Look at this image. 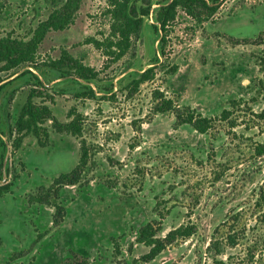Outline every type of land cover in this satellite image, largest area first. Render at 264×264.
I'll use <instances>...</instances> for the list:
<instances>
[{"label": "rangeland", "instance_id": "rangeland-1", "mask_svg": "<svg viewBox=\"0 0 264 264\" xmlns=\"http://www.w3.org/2000/svg\"><path fill=\"white\" fill-rule=\"evenodd\" d=\"M56 1L0 0V36L27 38ZM104 8V0H82L73 23L49 31L38 48L36 71L43 72L40 62L65 49L99 70L90 81L98 94L116 92L112 101L76 98L83 82L44 72L45 87L54 97L46 103L61 121L75 107L82 116L81 137L50 129L48 146L40 147L27 135L12 152L8 122H14L35 81L27 73L0 91V133L7 149L9 145L5 180L11 181L0 198V264H69L73 251L87 259L83 264H217L220 259L244 264L248 247H264L259 223L264 220V154L255 156L253 149L264 132L243 126L229 131L224 122L206 133L188 124L174 126L172 113L153 111L152 91L160 89L179 106L207 116L229 107L232 98H243L255 111L264 108V0H224L200 26L179 10L167 47L176 71L157 70L131 97L121 90L156 62L158 33L153 20L145 18L131 50L106 67L102 53L85 41L106 33ZM259 35L262 40L253 42ZM19 69L2 71L0 77ZM81 140L88 153L79 182L62 186L59 196L46 203L31 202L30 196L41 194L54 177L74 167ZM55 205L64 207L58 224L53 222ZM231 210L243 212L245 230L235 246H224L215 259L207 246L215 226ZM160 212V236L188 221L197 225V232L144 262L140 256L147 247L136 242L138 229ZM220 230L225 237L226 230ZM262 252L250 264H260Z\"/></svg>", "mask_w": 264, "mask_h": 264}, {"label": "trees", "instance_id": "trees-1", "mask_svg": "<svg viewBox=\"0 0 264 264\" xmlns=\"http://www.w3.org/2000/svg\"><path fill=\"white\" fill-rule=\"evenodd\" d=\"M224 0H104V15L108 18V29L102 33L100 38L94 36L87 37L86 42L91 43L99 50L105 59V66L120 60L133 47L134 41L138 38L145 18L153 20L152 26L158 33L156 47V62L148 64L138 75L132 78L122 88L126 97H131L142 83L152 80L157 70L165 74H173L177 65L168 62L167 47L170 41L172 25L176 20L178 11H182L195 26H200L203 22L209 21L217 12ZM82 0H58L53 4L47 16L38 21L32 29L30 35L25 37L6 34L0 36V72H10L16 68L23 69L20 73L7 81V77H0V91L15 79L29 73L35 83L29 89L27 96L22 103L18 115L13 123L8 122L9 141L11 142L12 152L21 147L23 139L27 135H32L40 147H46L51 143L50 129L58 133H66L75 137L82 136V116L75 107H71L67 112V120H59L53 113L46 101L53 102L54 97L45 87L44 72L53 70L60 77H67L83 82V89L73 95L81 99H104L112 101L116 97V92L112 89L98 94L91 86L90 81L99 75V70L86 65L81 59L72 56L65 49L61 50L59 57L49 58L40 62L43 72L33 71L28 68H38L37 55L38 48L46 34L51 31L63 30L73 23L75 14L79 9ZM2 7L0 6V14ZM259 35L258 40L261 41ZM41 69V71H42ZM19 70L13 72L16 73ZM12 74V75H13ZM10 76V75H9ZM14 91L11 92L12 98ZM36 98H40L39 101ZM153 111L170 112L174 116V126L183 124L190 125L200 133H206L213 129L218 122H224L229 131H233L238 126L245 129L256 128L263 133L264 130V108L255 111L243 98L229 99V107L223 108L217 115H203L189 105L179 106L173 99L164 95L160 89L152 91ZM49 123V125H47ZM7 140L4 134L0 133V198L11 189V181H2L3 160L7 149ZM133 147V146H132ZM255 156L264 154V140L255 143ZM87 148L85 141L81 140L80 155L78 162L67 172L59 173L52 179L51 184L38 195L30 196L31 202L46 203L49 198L59 196V191L64 185L77 184L81 178L87 163ZM9 173L8 165L5 167ZM260 200L264 201V180L261 186ZM260 204V203H259ZM242 211L231 210L225 218L218 223L211 236L207 249L213 257L223 254L224 246H235L237 239L243 234L245 226L242 223ZM64 215V207L55 205L53 222L58 224ZM163 213L158 214V219H153L141 225L138 229L136 242L147 247V251L140 256L144 262L153 260L167 246L178 241L188 239L197 232V225L188 221L170 230L163 236L159 235L161 230V220ZM264 218V214L262 215ZM262 221V222H261ZM259 223L264 227V220ZM243 225V226H242ZM226 230L225 237H220V229ZM245 232V231H244ZM2 239L0 237V245ZM264 245V238L262 240ZM264 252V247L258 249L257 245L247 248L246 256L243 258L244 264L253 263L256 252ZM262 252V253H263ZM230 258V256H229ZM264 258V257H263ZM87 259L72 252L67 259L69 264H83ZM217 264H232L222 259L215 260ZM264 264V260H259Z\"/></svg>", "mask_w": 264, "mask_h": 264}, {"label": "water", "instance_id": "water-1", "mask_svg": "<svg viewBox=\"0 0 264 264\" xmlns=\"http://www.w3.org/2000/svg\"><path fill=\"white\" fill-rule=\"evenodd\" d=\"M28 68H30V69H32L33 71L36 72V69H35V68H33V67H31V66H28ZM22 70H23V69L19 70L18 72L14 73L13 75H11L10 77L4 79L3 81H7V80L11 79L12 77H14V76L17 75L18 73H20ZM8 150H9V145H8L7 152H8ZM6 155H7V154H6ZM6 157H7V156H5V158H4V160H3V176H2V181H4L5 178H6V171H5Z\"/></svg>", "mask_w": 264, "mask_h": 264}]
</instances>
